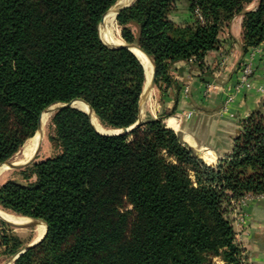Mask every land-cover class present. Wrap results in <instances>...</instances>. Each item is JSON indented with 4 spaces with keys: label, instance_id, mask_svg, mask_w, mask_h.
<instances>
[{
    "label": "trees",
    "instance_id": "trees-1",
    "mask_svg": "<svg viewBox=\"0 0 264 264\" xmlns=\"http://www.w3.org/2000/svg\"><path fill=\"white\" fill-rule=\"evenodd\" d=\"M118 1L0 0V166L36 135L53 105L84 100L108 129L139 121L145 68L130 50L108 47L99 31ZM254 1L137 0L117 23L126 43L153 58L156 86L166 92L176 84L174 64L203 67L238 15L243 53L262 47L264 58V0L247 10ZM181 3L186 24L171 19ZM51 123L54 154L0 186L2 210L48 226L15 264H245L228 214L234 201L264 195V101L216 166L163 118L119 136L98 133L75 108ZM29 243L8 230L0 238L6 257Z\"/></svg>",
    "mask_w": 264,
    "mask_h": 264
},
{
    "label": "crops",
    "instance_id": "crops-1",
    "mask_svg": "<svg viewBox=\"0 0 264 264\" xmlns=\"http://www.w3.org/2000/svg\"><path fill=\"white\" fill-rule=\"evenodd\" d=\"M257 7L258 0H255L247 10ZM171 19L177 24L190 22L187 6L179 4ZM242 25L243 15L236 16L230 27L221 32L219 49L207 55L203 67L195 60L175 63L171 75L176 84L166 92L155 86L147 99L141 101V114L146 110V119L163 118L165 125L179 134L210 166H216L233 152L242 122L258 111L264 101L260 90L264 79L263 48H256L247 55L243 53ZM250 59L254 68L252 87L237 90L240 69ZM231 94L234 100L228 103ZM204 148L213 154V161L203 158ZM16 156L10 161L16 162ZM7 171L19 170L2 165L0 186L10 179H18L2 176ZM228 216L236 232V243L243 250L245 264H264V195L251 196L243 205L232 204ZM3 223L6 222L0 216V238L6 231ZM2 250L0 245V264H5Z\"/></svg>",
    "mask_w": 264,
    "mask_h": 264
},
{
    "label": "bare ground",
    "instance_id": "bare-ground-1",
    "mask_svg": "<svg viewBox=\"0 0 264 264\" xmlns=\"http://www.w3.org/2000/svg\"><path fill=\"white\" fill-rule=\"evenodd\" d=\"M133 1L134 0H120L117 3L116 7H114L105 17V23L100 26V34H101L103 41L106 44L118 46V45H122L125 42L121 37H119V35L116 36V34H115V30H114L115 29V22L117 20V9H115V8H119L121 6L130 4ZM133 52L138 57V59L141 61V63L143 64L145 71H146L147 81H148V83H150L152 80L153 71H154L153 62L141 50L133 49ZM74 106L79 108L80 110H83L84 112L92 115V122H93L95 128L99 132H101V133H116L117 132V131L105 128L100 123V121L98 120L96 115L90 111L89 105L87 103H85L83 101H76L74 103ZM49 118H50V114H46V113L43 114L42 119H41L42 126H45L47 121H49ZM42 139H43L42 132H38L32 139H30L25 144L23 149L17 154L16 162L19 164V163H24V162H27L28 160H30L34 156L37 148L40 146ZM202 156L207 161H213L215 159L213 154H211L210 151L205 149V148H204V150H202ZM0 216L4 220L9 221V222L14 223V224H17V225H25V224H28L31 222L30 218L18 216V215L6 212L4 210H0ZM36 226L38 227V235L36 237V240H37L36 242H38L44 236L47 227H46V224L44 222H41V221L37 222ZM8 264H12V263L10 262Z\"/></svg>",
    "mask_w": 264,
    "mask_h": 264
},
{
    "label": "water",
    "instance_id": "water-1",
    "mask_svg": "<svg viewBox=\"0 0 264 264\" xmlns=\"http://www.w3.org/2000/svg\"><path fill=\"white\" fill-rule=\"evenodd\" d=\"M137 0H134L132 3H130V4H127V5H124V6H121V7H119V8H115V9H117V17H118V15L123 11V10H125V9H127L128 7H130L131 5H133L135 2H136ZM119 2V1H118ZM117 2V3H118ZM117 3L103 16V18H102V20H101V22H100V25H99V31H100V26L101 25H103L104 23H105V17L107 16V14L114 8V7H116V5H117ZM100 36H101V34H100ZM102 39V38H101ZM102 41H103V39H102ZM104 42V41H103ZM105 43V42H104ZM106 44V43H105ZM108 47H110V48H126V49H128V50H130L131 52H133V49H139V50H141L143 53H145L147 56H148V58L153 62V65H154V71H153V76H152V80H151V82L150 83H148V81H146V85H145V89H144V92H143V95H142V97H141V101H144L145 99H147V96H148V94L151 92V90H153L154 89V87L156 86V77H157V68H156V65H155V62H154V60H153V58L148 54V53H146L144 50H142L139 46H137V45H134V44H128V43H126V42H124L122 45H118V46H116V45H109V44H106ZM134 53V52H133ZM146 78H147V76H146ZM76 101H83V102H85L84 100H80V99H77V100H73L72 102H69V103H65V104H57V105H53V106H51V107H49V108H47L44 112H43V114H50V115H53V114H55V113H57V112H59V111H61V110H64V109H69V108H75V109H79V108H77V107H75L74 106V103L76 102ZM86 103V102H85ZM89 108H90V111L92 112V113H94V111H93V109H92V107L89 105ZM80 110V109H79ZM81 111H83V110H81ZM84 112V111H83ZM86 113V112H85ZM43 114L41 115V117H40V119H39V129H38V131H37V133L38 132H43V126H42V121H41V119H42V116H43ZM88 114V116L90 117V119H91V122H92V115L91 114H89V113H87ZM142 123V119H139V121L135 124V125H133V126H131V127H129V128H124V129H111V130H114V131H117L116 133H101V132H99L96 128H95V126H94V124H93V122H92V124H93V127L95 128V130L98 132V133H100V134H102V135H106V136H119V135H129V134H131L132 132H133V130L134 129H136L137 127H139L140 126V124ZM36 133V134H37ZM25 146V145H24ZM39 148H40V146L37 148V150H36V152H35V154H34V156L30 159V160H28L27 162H24V163H17V162H13V161H7V162H5L4 164H2V165H6L7 166V168H9V169H12V170H21V169H24L25 167H27V166H29V165H31V164H33V163H35L36 162V159H37V156H38V153H39ZM22 150V149H21ZM20 150V151H21ZM19 151V152H20ZM18 152V153H19ZM17 153V154H18ZM16 154V155H17ZM1 165V166H2ZM0 166V167H1ZM3 219V218H2ZM4 220V219H3ZM7 224H9V225H11V226H13V227H15V228H29V227H32V226H36V223L37 222H39V221H41V222H44V221H42V220H35V219H31V222L30 223H28V224H25V225H17V224H14V223H11V222H9V221H6V220H4ZM45 223V222H44ZM46 224V223H45ZM46 232H45V234H44V236L42 237V239L40 240V241H38V242H33L32 244H30V245H28V246H26L22 251H20L16 256H14V260H17L21 255H23L25 252H27L29 249H31L32 247H34L35 245H37V244H39L45 237H46V235H47V233H48V226H47V224H46Z\"/></svg>",
    "mask_w": 264,
    "mask_h": 264
},
{
    "label": "rangeland",
    "instance_id": "rangeland-1",
    "mask_svg": "<svg viewBox=\"0 0 264 264\" xmlns=\"http://www.w3.org/2000/svg\"><path fill=\"white\" fill-rule=\"evenodd\" d=\"M132 28H133V31L135 32V34H137L138 29L136 27H132ZM114 30H115L116 36L119 35V37L122 38L121 28L119 27L117 20L115 22V29ZM240 72H241V69H240ZM156 89L158 90V87H156ZM145 111L142 112V114L140 111V119H142V122L146 120V118H145L146 112ZM52 116L53 115H50L49 121H47L45 126H43L44 127L43 132H42L43 139H42V142L40 144V148H39L40 150H39L36 162L44 161L54 154V151H53V148H52L51 142H50V136H52L54 134V127L52 126V123H51ZM2 176H9V177H15L16 176L19 178L17 171H7ZM129 209H131V207ZM6 225H8L7 227L4 225L6 231L8 230V231H10V233L19 236L25 243L34 242L37 235H38V227L37 226H32L29 228H23L22 229V228H15V227L7 224V223H6ZM14 256H16V255H14ZM14 256H10V257L4 256L5 262H3V263H5V264L10 263V261L13 260ZM14 261H16V260H14ZM215 262H220V260L215 259ZM13 264H15V262H13Z\"/></svg>",
    "mask_w": 264,
    "mask_h": 264
},
{
    "label": "built area",
    "instance_id": "built-area-1",
    "mask_svg": "<svg viewBox=\"0 0 264 264\" xmlns=\"http://www.w3.org/2000/svg\"><path fill=\"white\" fill-rule=\"evenodd\" d=\"M253 74H254V68L252 64V59H250V61L246 62V64H244V66L241 68L237 89L251 88ZM260 90L264 95V79ZM233 100H234V95H230L228 98V103L232 102ZM251 196H256V195H247L244 198L240 199L239 201H234L233 204L243 205L246 202L247 198ZM258 196H262V195H258Z\"/></svg>",
    "mask_w": 264,
    "mask_h": 264
}]
</instances>
